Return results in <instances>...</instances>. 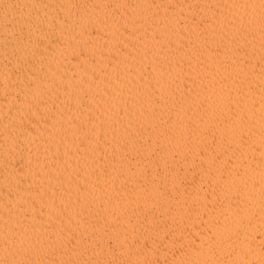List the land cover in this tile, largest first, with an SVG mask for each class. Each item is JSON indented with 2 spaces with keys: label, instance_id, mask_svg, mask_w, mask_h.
Masks as SVG:
<instances>
[{
  "label": "bare ground",
  "instance_id": "6f19581e",
  "mask_svg": "<svg viewBox=\"0 0 264 264\" xmlns=\"http://www.w3.org/2000/svg\"><path fill=\"white\" fill-rule=\"evenodd\" d=\"M0 264H264V0H0Z\"/></svg>",
  "mask_w": 264,
  "mask_h": 264
}]
</instances>
